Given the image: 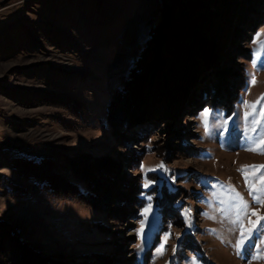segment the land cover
Returning <instances> with one entry per match:
<instances>
[{"label": "rangeland", "instance_id": "rangeland-1", "mask_svg": "<svg viewBox=\"0 0 264 264\" xmlns=\"http://www.w3.org/2000/svg\"><path fill=\"white\" fill-rule=\"evenodd\" d=\"M163 2L0 0V220L57 264H264V220L236 247L241 221L264 216L241 171L261 185L264 168L250 167L264 165L261 128L249 131L245 113L264 95V4L202 7L198 38L218 27L212 51L161 94L132 99V66ZM26 160L91 194L70 173L77 163L100 192L53 196ZM237 193L247 215L218 210L239 204Z\"/></svg>", "mask_w": 264, "mask_h": 264}, {"label": "trees", "instance_id": "trees-1", "mask_svg": "<svg viewBox=\"0 0 264 264\" xmlns=\"http://www.w3.org/2000/svg\"><path fill=\"white\" fill-rule=\"evenodd\" d=\"M260 1L263 5L264 0H255L256 3ZM227 4H229V0H164L159 10L158 22L148 31L141 51L132 66L130 80H133L125 92L128 97L133 99L136 94H140V96L144 94L143 97L161 94L163 82L167 78H171L173 75L180 76L183 66L186 68V64L190 61H198L204 58L202 55L212 51L217 42L216 30L218 27L215 24L213 38H205L204 41L199 39L197 25L202 24V20H207L206 16H200V10L202 7L203 9L211 7L217 13L215 8L219 9L220 7L224 11L223 6ZM204 23L201 25L202 29ZM22 165L36 184L39 187L43 186L53 196H61L60 187H64L63 192L76 190L87 198H96L100 192L97 183L92 185L91 180L82 178L83 175L78 172L79 165L77 166V163L71 164L70 173L89 184L91 194L81 189L78 184L69 182L66 178L58 175L41 161L26 160ZM159 206L161 207V204ZM0 264H57V261L30 247L21 237L17 226L0 220Z\"/></svg>", "mask_w": 264, "mask_h": 264}, {"label": "snow or ice", "instance_id": "snow-or-ice-1", "mask_svg": "<svg viewBox=\"0 0 264 264\" xmlns=\"http://www.w3.org/2000/svg\"><path fill=\"white\" fill-rule=\"evenodd\" d=\"M253 84L256 83L255 79H253L252 81ZM262 101H264V95H262L256 102L252 103V104H247L246 107L251 108L253 111L252 112H247L245 113V116H252L253 119L251 121L253 127L249 130L251 132H255L256 128L259 126L261 128V133L259 136V142L260 144L264 145V124H262V121H264V106H262L259 110V112H256V105L260 104ZM255 113V115H254ZM208 110L206 109L204 112V115L207 116ZM249 151H258L260 149H258L257 147H250L248 149ZM162 167V165H161ZM252 168L253 171L257 170L258 168H264V165L261 166H250ZM249 166H245L241 171L244 174L245 177V182L248 185L249 189H250V195H253L254 193H260L261 195H254V200L255 202L264 205V174H261V176L259 177V180L261 181V185L258 187L254 182L249 180V177L247 175V171H248ZM148 184H145V187H147ZM236 198L239 199V204L237 205H232L231 207H227V208H221L218 209L219 211L223 212L225 215H229L230 212L232 211V208H236L237 211H239L240 207L242 206L245 212V215H247L248 212V204L247 202H245L243 200L242 197H239V194H236ZM150 199V198H149ZM222 204L225 203V201H221ZM151 204L148 205V207H146L143 210V215L147 216V214L149 213V211L151 210ZM252 216L256 217V220L253 221L251 219L248 220V225L249 227H244L243 226V222L241 221V230H240V238L237 241L236 247L242 248L246 241L251 240L254 236V230L257 228V225L259 224V221L264 220V216H260L257 212L253 211L251 212ZM236 220H240V216L237 215ZM260 227H264V225H260ZM143 229H144V222H141V228H140V232L141 234L143 233ZM214 231V230H212ZM165 242H167V237L165 238ZM257 248H260L261 246H264V238L260 239L259 244L255 245ZM162 254V253H161ZM258 259L260 258H264V256H257Z\"/></svg>", "mask_w": 264, "mask_h": 264}]
</instances>
